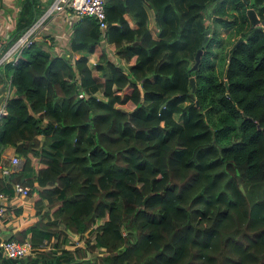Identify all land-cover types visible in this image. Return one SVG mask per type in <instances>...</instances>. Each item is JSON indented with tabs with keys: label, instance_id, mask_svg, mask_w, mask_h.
Instances as JSON below:
<instances>
[{
	"label": "trees",
	"instance_id": "obj_1",
	"mask_svg": "<svg viewBox=\"0 0 264 264\" xmlns=\"http://www.w3.org/2000/svg\"><path fill=\"white\" fill-rule=\"evenodd\" d=\"M36 2L22 0L6 46ZM248 7L264 19V0H105L104 40L95 18L72 23L74 66L34 44L6 63L0 164L9 145L22 161L0 191L27 185L39 217L0 228L35 248L3 264H264V25Z\"/></svg>",
	"mask_w": 264,
	"mask_h": 264
},
{
	"label": "crops",
	"instance_id": "obj_2",
	"mask_svg": "<svg viewBox=\"0 0 264 264\" xmlns=\"http://www.w3.org/2000/svg\"><path fill=\"white\" fill-rule=\"evenodd\" d=\"M50 2L51 0H37L36 5L43 12ZM17 5H19V0H14L13 2L12 0H3V8L0 11V54L7 48L8 45L6 46V44L8 43V41H10L8 37L16 22L15 20L17 18V12L21 8V5L19 7ZM11 10H12V14H10ZM5 15H7L9 18L13 17L12 20L9 21L5 17ZM125 16L128 19L129 24L131 26H135L133 18L127 13L125 14ZM148 17H149L148 25L151 30L152 36L156 37L158 28L156 26L153 14L150 10ZM40 31L46 33L45 34L46 36L42 34L39 37L38 34L37 38L33 43L35 46H39L42 49H45L46 51L52 54L64 55L68 59L74 57L76 58L82 53L81 50L72 48L71 46L72 26L70 27L69 25H67V23L54 25V26L52 25L45 26ZM221 34L226 35L227 30H223ZM100 44L103 47V49L107 51L108 57L111 61H113L114 63L121 64L124 67L127 66V62L117 54V49L112 42L102 41L100 42ZM88 57H89L88 63L89 65L92 66L95 63V61L98 59V54L96 52H91L88 54ZM9 77H10V73L8 72V69L6 67V62L0 64V111L3 107H6V102L9 96L14 94V88H10L8 84ZM98 92L102 94L101 89H99ZM15 154L16 153L14 151L13 146L10 145L6 146L3 150L2 162L8 164L9 158ZM21 161L22 158L20 157V161L18 164L11 165V171H15V169L19 168ZM34 201H35L34 193L32 194L29 193L23 196L15 195L14 192L8 194L5 203L6 206L5 210H7V213H4L3 216L1 217L4 218V220L0 218V228L8 229L11 230L12 232H16L19 229L34 224V222L39 217V215L36 214L35 211L36 209L34 206ZM45 209H46V201H44L43 203V210ZM87 236H88L87 232L81 234L80 233L71 234L67 247L70 249L78 246L84 247ZM90 253L91 252H89V254ZM0 264H3L1 260H0Z\"/></svg>",
	"mask_w": 264,
	"mask_h": 264
},
{
	"label": "built area",
	"instance_id": "obj_3",
	"mask_svg": "<svg viewBox=\"0 0 264 264\" xmlns=\"http://www.w3.org/2000/svg\"><path fill=\"white\" fill-rule=\"evenodd\" d=\"M81 15H89L97 20L104 40V33L107 27L105 0H51L46 9L37 16L32 23L0 54V64L5 62L16 63L22 50L34 43L38 35L37 32L43 29V27L65 23L71 27L72 23ZM69 61L74 66L75 57L70 58ZM8 84L10 88H14V85L11 83V77L8 79ZM11 96L12 95L9 97ZM5 113L6 107H3L0 111V118ZM19 161L20 157L15 154L9 158L8 164L2 162L0 164V176L6 179L9 178L10 173L12 172L11 165L18 164ZM12 186L15 195L23 196L29 194V187L19 181L13 182ZM7 197V193L0 191V217L4 214ZM44 243H49V241L44 240ZM34 250L35 248L32 246L31 241L28 238H9L0 240L1 255H4L5 257L20 258Z\"/></svg>",
	"mask_w": 264,
	"mask_h": 264
},
{
	"label": "water",
	"instance_id": "obj_4",
	"mask_svg": "<svg viewBox=\"0 0 264 264\" xmlns=\"http://www.w3.org/2000/svg\"><path fill=\"white\" fill-rule=\"evenodd\" d=\"M246 13H247L248 18L251 20L253 25H257V24L264 25V19H261L257 15V13H256V11H255V9L253 7H248L247 10H246ZM208 24L209 23L206 21L205 22L206 27H205V29L203 31L204 37H203V39L201 41V46L195 52V55H194L195 60H194V63H193L191 68H195L197 66V64L199 62V59H200V56H201V53H202V47L204 46L205 42L208 39L209 30H210V27L207 26ZM189 84L191 85V95H193V90L195 88V79H194L193 76H191L189 78ZM0 256H1V251H0Z\"/></svg>",
	"mask_w": 264,
	"mask_h": 264
},
{
	"label": "rangeland",
	"instance_id": "obj_5",
	"mask_svg": "<svg viewBox=\"0 0 264 264\" xmlns=\"http://www.w3.org/2000/svg\"><path fill=\"white\" fill-rule=\"evenodd\" d=\"M14 0H12V2H13ZM20 5H22V0H19V5H17L18 7L20 6ZM9 7V6H8ZM19 12H20V10H18V12H17V15L19 14ZM10 14H12V10L10 11ZM5 17L9 20V21H11L12 20V18L13 17H11V18H9L7 15H5ZM10 24H12V23H10ZM222 31V30H221ZM37 34H39V37L43 34V35H45L46 33H43V32H41V31H38L37 32ZM46 36V35H45ZM236 37V36H235ZM99 95H100V93L99 92H97Z\"/></svg>",
	"mask_w": 264,
	"mask_h": 264
}]
</instances>
